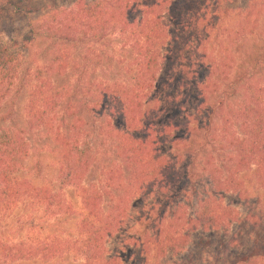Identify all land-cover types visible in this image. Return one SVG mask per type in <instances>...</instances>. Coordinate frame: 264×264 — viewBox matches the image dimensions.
I'll return each instance as SVG.
<instances>
[{
    "label": "trees",
    "instance_id": "obj_1",
    "mask_svg": "<svg viewBox=\"0 0 264 264\" xmlns=\"http://www.w3.org/2000/svg\"><path fill=\"white\" fill-rule=\"evenodd\" d=\"M208 1L77 0L73 6L54 10L43 26L46 36L80 44L84 53L71 57L65 48L56 47V52L32 69L20 70L12 46L0 41V219L15 210L38 212L47 219L78 217L75 236L6 238L0 231V264L48 262L70 254L80 264H123L118 256L108 254L107 242L124 225L132 201L169 191L174 196L169 202L181 198L177 194L181 160L163 151L176 126L168 122L160 127L157 111L148 102L155 85L165 82L161 77L164 65L173 67L192 45L200 48L198 65L206 71L198 86L201 100L206 101L208 91H217L215 81L224 85L205 127V137L215 152L203 167L208 180L223 193H240L244 190L240 174L251 171L264 189V85L260 84L264 37L253 42L239 62L233 55L217 56L209 39L213 25L199 17ZM10 3L0 0V9ZM110 35L119 39L130 82L57 84L72 69H84L80 71L83 77L89 64L100 57L93 54L90 44ZM22 87L26 90L25 128L6 124L14 115L15 98ZM104 110L120 121L119 126L107 120L97 129L114 158L102 165L95 180L88 181L97 155L88 140L91 133L85 127V114L91 117ZM28 132L41 133L50 143L61 182L58 189L38 184L24 173L31 153ZM67 187L79 197L80 209L67 199ZM180 204H173L146 232L143 249L154 259L180 255L197 231L228 235L240 221L238 212L214 194L197 195L190 211ZM235 238L230 234L228 240ZM252 256L236 263L244 264Z\"/></svg>",
    "mask_w": 264,
    "mask_h": 264
},
{
    "label": "rangeland",
    "instance_id": "obj_2",
    "mask_svg": "<svg viewBox=\"0 0 264 264\" xmlns=\"http://www.w3.org/2000/svg\"><path fill=\"white\" fill-rule=\"evenodd\" d=\"M76 1L11 0L10 4L2 6L0 41L12 46L19 60L20 70L32 69L43 63L56 52V47L65 48V52L71 57L84 53L80 44L65 43L46 36L43 26L45 21L51 19L54 10L73 6ZM84 1L90 3L97 0ZM199 14L200 20L213 25V28H209V39L218 52L217 56L233 55L239 62L253 42L264 37V0H209ZM168 24L173 26V23ZM93 44H90L93 54L100 55L98 62L90 63L83 77L80 71L83 72L84 69L69 70L63 81L58 80L57 84L87 85L94 80L130 82L131 75L124 69V54L118 37L110 35L104 41ZM198 52L200 48L192 45L183 53L182 59L175 61L173 67L164 65L161 77L165 82L155 85L148 102V106L157 111L156 123L160 127L168 122L176 126L163 151L172 158L181 160L182 180L177 194H181L182 199L179 197L175 202H169L168 198L174 197L169 191L132 201L124 225L107 242L108 254L118 256L123 264H238L236 262L240 258H248L250 255L253 256L244 264H264V189L256 183L252 172L248 171L240 174L244 190L240 193H223L212 187L203 169L206 159L215 154L209 137H205L206 122L213 108L212 103L217 96L221 97L220 90L224 85L215 81L217 91L214 94L208 91L206 101L201 100L198 86L206 71L198 65ZM260 74V84L264 85V69ZM25 99L26 90L22 87L15 98L14 115L7 125L25 128L22 110ZM90 116L85 114V127L91 133L88 140L96 150L97 160L89 172L88 181L95 180L102 165L114 158L110 145L103 143L102 136L97 133L99 125L106 124L107 120L115 125L120 122L107 110ZM211 117L214 118L213 114ZM218 117L219 115L215 116L216 122ZM26 137L30 142L31 153L25 161L26 170L23 172L38 184L58 189L61 182L57 176L56 156L51 151L50 143L41 133L28 132ZM208 193L220 196L222 202L238 212L240 221L229 230L230 234L236 236L233 242L228 240L230 234L197 231L180 255L154 259L150 253L145 252L142 241L144 242L146 232L152 231L155 222L173 204L182 203L181 207L190 211L196 196ZM65 194L73 206L80 209L79 197L73 188H65ZM77 218L76 215H63L59 219H47L38 212L22 214V211L15 210L2 216L0 231L6 238H20L27 234L75 236ZM225 243L230 245L226 246ZM21 264H80V260L70 254L48 262L33 260Z\"/></svg>",
    "mask_w": 264,
    "mask_h": 264
}]
</instances>
